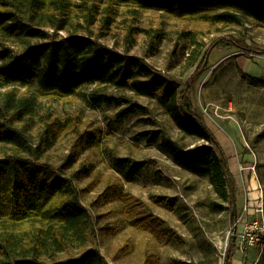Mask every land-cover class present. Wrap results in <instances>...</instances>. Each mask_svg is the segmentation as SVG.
<instances>
[{
  "label": "trees",
  "instance_id": "obj_1",
  "mask_svg": "<svg viewBox=\"0 0 264 264\" xmlns=\"http://www.w3.org/2000/svg\"><path fill=\"white\" fill-rule=\"evenodd\" d=\"M125 6L133 7L132 14L158 11L173 19L198 20L215 32L248 21L264 28V0H0V264H109L98 245L97 230L102 228L96 227L93 209L84 201L89 188L81 185L92 167L73 170L78 152L60 164L51 159L49 151L70 124L38 121L40 96L66 99L93 87L90 100L96 107L127 104L117 114L120 121L146 108L128 96L101 93L104 89L156 100L175 128L195 143L181 144L161 131L139 136L151 143L161 139V148L175 164L208 177L217 211L228 204L235 224L240 217L237 180L214 132L194 109L190 88L170 80L145 58L119 52L94 37L105 36ZM192 42L190 68L203 48L196 39ZM227 44L246 50L235 39ZM31 85L37 90H30ZM80 137L82 149L100 146L96 131ZM121 163L128 167L129 181L146 166L129 159ZM119 194L110 188L93 206ZM234 234L236 225L225 264H231L237 248Z\"/></svg>",
  "mask_w": 264,
  "mask_h": 264
},
{
  "label": "rangeland",
  "instance_id": "obj_2",
  "mask_svg": "<svg viewBox=\"0 0 264 264\" xmlns=\"http://www.w3.org/2000/svg\"><path fill=\"white\" fill-rule=\"evenodd\" d=\"M132 8L121 7L106 35L94 37L119 52L145 58L170 80L190 88L194 109L214 132L228 163L237 160L239 169L246 167L237 173L240 217L235 224L228 204L217 211L218 200L208 177L175 164L161 148V139L151 143L139 136L161 131L181 144L195 143L175 128L156 100L131 91L106 88L101 92L128 96L146 108L121 121L117 114L127 104L96 107L90 100L93 87L66 99L40 96L38 121L70 124L49 151L50 157L60 164L78 152L73 170L92 167L81 185L89 188L84 201L93 209L96 227L102 228L97 230L98 245L109 264H225L235 225L239 235L247 222L264 220V54L251 53L264 52V28L248 21L215 32L198 20L173 19L158 11L132 14ZM133 27L137 29L131 32ZM192 39L203 48L190 68L196 46ZM234 39L246 50L227 44ZM217 41L220 45L215 47ZM30 90H37L36 86ZM90 131L97 132L100 146L82 149L80 135ZM34 135L38 141L37 129ZM122 159L146 166L129 181ZM253 173L262 187L254 188ZM110 188L120 196L93 206ZM236 247L231 264H264V236L243 248L236 242Z\"/></svg>",
  "mask_w": 264,
  "mask_h": 264
},
{
  "label": "built area",
  "instance_id": "obj_3",
  "mask_svg": "<svg viewBox=\"0 0 264 264\" xmlns=\"http://www.w3.org/2000/svg\"><path fill=\"white\" fill-rule=\"evenodd\" d=\"M241 170H244V166H240ZM264 236V220H253L247 222L243 227L239 235H237V243L241 248L249 245H253L258 241H262Z\"/></svg>",
  "mask_w": 264,
  "mask_h": 264
},
{
  "label": "crops",
  "instance_id": "obj_4",
  "mask_svg": "<svg viewBox=\"0 0 264 264\" xmlns=\"http://www.w3.org/2000/svg\"><path fill=\"white\" fill-rule=\"evenodd\" d=\"M229 166H230V170H231V172L234 173L235 178H236V180L238 181V179H237L238 174H237V173H239V171H242V170L239 169V165H238V163H237V160H235V161L233 162L232 165H231V163H230ZM245 168H246V167H245ZM250 179H251V181H252V184L254 185V188L257 189V186L260 185V184H256L257 176H256L254 173H253V174H250ZM237 183H238V182H237ZM238 186H239V184H238ZM260 186L262 187V185H260ZM256 193H257V192H256ZM256 193H255V195H256ZM237 234H238V233H237ZM237 234H236V242H237Z\"/></svg>",
  "mask_w": 264,
  "mask_h": 264
},
{
  "label": "water",
  "instance_id": "obj_5",
  "mask_svg": "<svg viewBox=\"0 0 264 264\" xmlns=\"http://www.w3.org/2000/svg\"><path fill=\"white\" fill-rule=\"evenodd\" d=\"M232 242H233V243H235V242H236V235H235V234L233 235Z\"/></svg>",
  "mask_w": 264,
  "mask_h": 264
},
{
  "label": "bare ground",
  "instance_id": "obj_6",
  "mask_svg": "<svg viewBox=\"0 0 264 264\" xmlns=\"http://www.w3.org/2000/svg\"><path fill=\"white\" fill-rule=\"evenodd\" d=\"M235 264H240V262L239 261H235Z\"/></svg>",
  "mask_w": 264,
  "mask_h": 264
}]
</instances>
